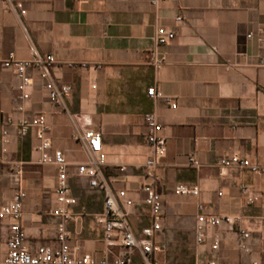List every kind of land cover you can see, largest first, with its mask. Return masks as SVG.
Here are the masks:
<instances>
[{
    "label": "crops",
    "instance_id": "0c3cea01",
    "mask_svg": "<svg viewBox=\"0 0 264 264\" xmlns=\"http://www.w3.org/2000/svg\"><path fill=\"white\" fill-rule=\"evenodd\" d=\"M11 1L21 2L26 13L0 0V59L13 53L29 60L35 49L52 55L56 81L72 91L63 103L52 102L40 71L29 68L31 95L23 102L15 70L0 67V116H45L47 135L64 152L78 199L69 207L71 242L97 259L117 255L93 218L103 209L104 195L75 169L88 161V130L102 134L107 156L102 169L111 185L127 189L134 200L127 211L135 233L153 223L142 186L150 180L146 161L155 154L145 115L155 113L167 140L154 168L163 197L162 231L156 235L162 249L156 258L165 264L264 261V171L219 164L221 157L236 154L264 166V0ZM158 27L174 31L175 38L157 45ZM151 87L171 101L150 97ZM20 105L23 112L17 111ZM11 131L6 153L0 144V205L14 198L20 177L27 193L21 219L26 245L52 243L60 221L51 214L58 205V170L39 163L35 128L26 137L18 136L15 125ZM179 184L196 185L200 194L178 195ZM243 186L250 189L248 196ZM254 196L258 199L249 203ZM200 203L208 214L238 218L249 238L222 224L209 227L206 240L198 243ZM8 223L0 221V264L8 253ZM216 233L221 241L213 250Z\"/></svg>",
    "mask_w": 264,
    "mask_h": 264
},
{
    "label": "built area",
    "instance_id": "2783aa9c",
    "mask_svg": "<svg viewBox=\"0 0 264 264\" xmlns=\"http://www.w3.org/2000/svg\"><path fill=\"white\" fill-rule=\"evenodd\" d=\"M11 7L18 10L21 15L26 10L21 2L13 3L6 0ZM158 0L154 1L157 4ZM181 21V17H177ZM252 35V34H251ZM249 35V36H251ZM175 38V32L167 30L164 27H158L155 35L157 45L170 42ZM164 61L157 60L160 65ZM56 62L52 55L43 56L38 50H34L33 56L29 60H17L13 53L9 57L0 59V67L14 69L19 83L16 88L20 92L19 98L23 102L30 99L32 79L28 74L29 68H37L41 77L46 81V89L54 103H63L72 87L69 84H60L53 75V68ZM152 98H163L171 101V98L165 96L163 92L151 87L147 91ZM17 111L23 112L24 105H20ZM145 121L149 128L148 142L154 149V155L146 161L148 176L150 180L142 186L144 192V204L149 208L152 216L155 218L150 226L144 227L140 234L135 233L130 221L127 207L134 204V200L129 197L127 189H115L110 180L105 175L102 166L107 162V156L103 149L102 134L88 130L84 133V139L87 144L88 161L75 166L76 173L80 177L88 180L91 189L101 192L104 195V206L102 211L94 213L95 222L101 226L103 236L107 247L116 249L115 258L105 257L97 259L87 252H82L79 244L71 242V236L68 230V220L71 217L70 206L76 205L78 199L73 196L69 185L70 165L67 162L64 152L53 146L48 137V126L44 115L22 116L20 119L14 118L2 119L0 116V144L3 153H6L11 143V126H16L19 137L28 136L30 130L35 128L37 144L35 149L39 152V163L42 165H53L58 170V184L54 190L58 205L51 210V214L58 217L60 221L56 227L55 240L52 243H41L34 248L26 245L25 233L22 228L21 219L23 216L24 200L27 193L21 186V179L17 177L16 192L14 198L5 205H0V221L9 219L7 248L8 253L3 264H165L156 258V253L160 252L162 247L156 242V235L162 231L161 217L163 214V197L156 188L157 176L154 168L158 164V158L166 152L167 140L160 135L162 125L155 113H147ZM3 159H6L3 157ZM191 164L195 167L200 166V162L190 158ZM219 164L222 168L237 167L239 169H252L255 171H264V166L254 164L247 158L233 154L220 158ZM250 189L243 186L242 194L248 196ZM178 195L198 196L200 188L196 185L179 184L175 188ZM222 195V192H219ZM257 197L248 198V202L256 201ZM227 224L231 230L238 228L242 237L247 240L249 232L244 230L238 221V218L232 216L208 214L206 206L198 204V213L195 223V237L198 243H203L207 237L209 227H219ZM221 236L219 233L214 235L212 249L217 250L220 246ZM242 248L248 251L247 245L243 242ZM209 264H216L210 262ZM252 264H264V261L254 260Z\"/></svg>",
    "mask_w": 264,
    "mask_h": 264
}]
</instances>
